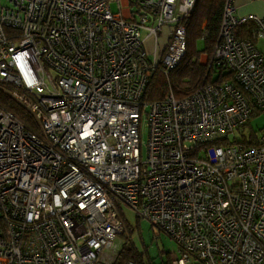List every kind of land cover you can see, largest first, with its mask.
<instances>
[{
    "label": "built area",
    "instance_id": "built-area-1",
    "mask_svg": "<svg viewBox=\"0 0 264 264\" xmlns=\"http://www.w3.org/2000/svg\"><path fill=\"white\" fill-rule=\"evenodd\" d=\"M195 1L0 0V94L34 124L0 104V264H115L125 209L174 242L170 264H264V128L242 143L264 116V17L226 0L209 64L232 81L141 102Z\"/></svg>",
    "mask_w": 264,
    "mask_h": 264
},
{
    "label": "trees",
    "instance_id": "trees-1",
    "mask_svg": "<svg viewBox=\"0 0 264 264\" xmlns=\"http://www.w3.org/2000/svg\"><path fill=\"white\" fill-rule=\"evenodd\" d=\"M225 1H195L191 12L183 22L185 28V52L183 56L179 63L169 71L167 76L163 74L162 67L158 63L157 69L154 71L143 91L141 97L142 103L162 100L168 94H171L176 100H182L190 96L202 82L219 83L232 81L230 72L217 68L211 63L209 64V61L205 66L201 65L198 61L201 54H206L208 58L211 56ZM252 28V23L239 26L236 30L237 37H250ZM199 39H203V48L201 50L196 49L195 46L196 41ZM0 104L7 110L12 111L27 125H34L25 110L9 97L0 94ZM249 124L250 121L247 123V126ZM222 143L223 141H217L214 144L220 145ZM242 143L244 146L257 144L254 130H249L248 138H244ZM124 226L126 231L123 235L125 243L115 264H126L128 261L145 264L143 261L144 250L140 245L138 232L129 227L126 222ZM162 252L163 249L160 250V253ZM166 264H170L169 256Z\"/></svg>",
    "mask_w": 264,
    "mask_h": 264
},
{
    "label": "rangeland",
    "instance_id": "rangeland-1",
    "mask_svg": "<svg viewBox=\"0 0 264 264\" xmlns=\"http://www.w3.org/2000/svg\"><path fill=\"white\" fill-rule=\"evenodd\" d=\"M112 11H114V4L111 5ZM257 47L264 51V41L257 40ZM196 49L201 50L203 48V39L196 41ZM147 46V50H149ZM206 55V54H205ZM199 56V63L201 65H207L209 58L206 55ZM205 57V58H204ZM248 130H254L255 134H259V131L264 128V116L255 115L250 120L248 125ZM140 139L142 144H145L147 141V129L144 123L141 126L140 130ZM125 222L127 225L138 232V237L140 236V245L144 250L143 261L145 264H166L169 259L171 260V251L175 249V244L164 234H160L159 238L154 239L149 223L144 219H137L133 212L125 209ZM126 233V231H125ZM160 248V249H159ZM163 249V252L160 253V250Z\"/></svg>",
    "mask_w": 264,
    "mask_h": 264
},
{
    "label": "crops",
    "instance_id": "crops-1",
    "mask_svg": "<svg viewBox=\"0 0 264 264\" xmlns=\"http://www.w3.org/2000/svg\"><path fill=\"white\" fill-rule=\"evenodd\" d=\"M232 5L234 6L237 15L255 14L259 17H264V0H232ZM256 41L257 40L254 41L255 45L258 43ZM202 55L205 54H201L200 58ZM194 264L203 263L197 262Z\"/></svg>",
    "mask_w": 264,
    "mask_h": 264
}]
</instances>
